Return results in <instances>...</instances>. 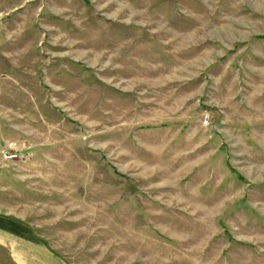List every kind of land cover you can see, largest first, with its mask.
<instances>
[{"label":"rangeland","instance_id":"rangeland-1","mask_svg":"<svg viewBox=\"0 0 264 264\" xmlns=\"http://www.w3.org/2000/svg\"><path fill=\"white\" fill-rule=\"evenodd\" d=\"M0 264H264V0H0Z\"/></svg>","mask_w":264,"mask_h":264},{"label":"built area","instance_id":"built-area-1","mask_svg":"<svg viewBox=\"0 0 264 264\" xmlns=\"http://www.w3.org/2000/svg\"><path fill=\"white\" fill-rule=\"evenodd\" d=\"M203 123H204V124H208V118H207V116H204V118H203Z\"/></svg>","mask_w":264,"mask_h":264}]
</instances>
